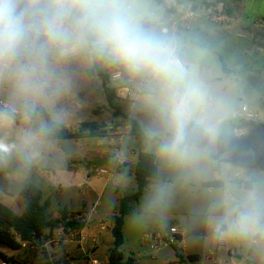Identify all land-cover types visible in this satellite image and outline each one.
<instances>
[{
	"label": "clouds",
	"instance_id": "9594fccd",
	"mask_svg": "<svg viewBox=\"0 0 264 264\" xmlns=\"http://www.w3.org/2000/svg\"><path fill=\"white\" fill-rule=\"evenodd\" d=\"M172 0H0V170L23 183L57 148L78 90L106 71L125 86L157 162L133 212L164 218L181 187L210 242L264 264V171L234 168L222 148L243 118L238 82L216 66Z\"/></svg>",
	"mask_w": 264,
	"mask_h": 264
},
{
	"label": "rangeland",
	"instance_id": "374dc122",
	"mask_svg": "<svg viewBox=\"0 0 264 264\" xmlns=\"http://www.w3.org/2000/svg\"><path fill=\"white\" fill-rule=\"evenodd\" d=\"M105 84L109 88H115L112 85L110 73L106 82L101 76L96 75L94 78L85 81L78 90H87L89 94L82 104L79 103L80 100L77 98L73 120L74 122L79 121L82 123L96 120L97 122L95 123H88L89 126L92 125L94 127L93 131H91L90 127H81L82 123L75 128L71 127L68 129L66 127L69 132L83 133L89 139L56 140V150L48 153L40 165L32 169L30 175L23 183H15L9 178L11 171H13L12 168L0 170V197L5 198L7 205L16 214L21 215L25 208L26 199L23 197L22 191L28 183H32L41 189L43 192L42 202H49L47 216L53 219L60 217V208L82 211L83 203L88 205L85 213H89L93 205L98 204L100 207L102 204L104 207H108V205L119 207L121 197L132 195L137 191V181L134 176L137 154L133 156L131 151L133 150L135 153L151 152L146 147L145 139L139 141L131 133L130 135L128 134L130 132L129 129L131 130L130 121L124 116H119L114 109L109 107L104 93ZM119 92L120 90H116V104L118 105L120 103L119 95L123 94L122 91V93ZM126 100L132 103L131 95ZM123 105L127 109H123V112L128 116H133L141 124L134 107L128 103H123ZM116 135L123 137L122 140L119 137H115L116 139L112 140ZM85 142L94 146L96 152L99 151L91 161L83 160L79 157L82 145ZM257 151L264 155V137H259ZM117 158L130 159L132 164L127 165L126 162L121 164ZM70 159L78 160L75 165L77 163L78 168L85 175L86 181L81 186L78 185L76 180H57V171H66V165L70 163ZM229 163L237 169L264 171L259 166L247 168L240 162ZM123 167L125 171L119 172L118 170ZM100 170H105L106 173H101ZM124 177L125 180H122ZM58 181L61 184L60 188L57 186ZM103 188L104 190L100 197L99 193ZM141 198L138 202L131 201L129 204L130 214L126 217L123 231L124 244L120 248L125 259L133 258L136 264H181V256L179 257V254L186 257V255L191 253H198L202 256V260L197 264H260V261L254 258L250 252L235 244H226L225 247L218 248L219 244L208 240L204 227L197 224L195 209L202 203V192L198 186L191 185L179 188L164 218L151 222H136L133 220V212L137 209ZM76 218L77 213H74L73 219L81 222V219ZM172 227L185 231L183 243L173 246H164L163 244L157 246L158 244L145 239V235H155L159 238L165 237L170 234ZM94 228L95 224L90 225L86 234ZM59 231L67 235L78 233L81 230L73 231L70 228L65 230L59 228ZM54 232L56 233H50L49 230H46L40 239L33 238L28 243H22V257L16 259L18 261L10 258L4 261L7 264H45L46 261L51 264H88L89 261L91 264L93 260H97L99 264H108V256L111 247H113L111 242L112 235H96L98 246L96 250L91 251V253H83L74 242L71 244L69 242V245L61 247L64 236L63 234L58 235L57 230ZM86 236L87 245L85 248L88 250L93 248V244L92 237ZM69 249L71 251L66 254V250ZM0 250H3L8 255L14 254L10 248L4 245H0ZM230 253L231 255H229ZM87 257L89 258L87 259ZM186 264L195 263L187 261Z\"/></svg>",
	"mask_w": 264,
	"mask_h": 264
},
{
	"label": "crops",
	"instance_id": "0c3cea01",
	"mask_svg": "<svg viewBox=\"0 0 264 264\" xmlns=\"http://www.w3.org/2000/svg\"><path fill=\"white\" fill-rule=\"evenodd\" d=\"M175 1L176 0L172 1L173 5ZM187 1L188 0H180V2L183 3H186ZM226 5H227V14L229 18L228 24L220 25L209 21L201 20L195 22L190 28L199 32L200 35L203 37L204 41L210 47L216 66L222 69L225 74L229 75L231 79H234L238 82V86H239L238 95L240 97V107L246 105L248 106V108H250L253 112L257 114V121L259 125L258 130L259 133L261 134V138H263L264 137V0H226ZM88 94L89 92L87 90L78 91L77 98H79L80 104L84 102L86 97H88ZM119 102L122 111L123 109L127 110L126 107L123 105V103H128L129 105L133 106V100L131 103L130 101L121 98V96L119 97ZM131 118L139 123V121L134 119L133 116H131ZM73 119L74 116L72 117L71 122L66 126L68 129H70L71 127L75 128L78 124L82 123L79 121L74 122ZM91 122L95 123L97 121L95 120ZM139 125L142 129L140 123ZM236 125L237 123L235 124V126ZM128 134L130 135V132ZM115 137H119L120 140H122L123 138L116 135L113 137L112 140H115L116 139ZM86 139H89V137L84 136L82 138L73 139V140H86ZM98 152H96L94 146H92L88 142L87 143L85 142V144L82 145V151L79 157L83 160L91 161ZM131 154L133 156L137 154V159H138V153H135V151L132 150ZM250 154H252L253 156L254 152H250ZM77 161L74 159H70V163L66 165L67 166L66 171L58 170L56 173V176L58 178L57 180L59 179H63V180L68 179L69 181L76 180L79 186L83 185L84 181H86V178L85 175L83 174V171L78 168V164L76 163L75 165V162ZM119 162L121 164L126 162L127 165L132 164V161L126 158L119 159ZM247 168H253V167H247ZM118 171L122 173L123 171H125V168L123 167ZM122 180H125V177L122 178ZM152 180H150V182ZM57 186L59 188L61 187L59 181L57 182ZM103 190L104 188L99 193L100 197L102 195ZM124 197H121L120 200ZM120 200H119V206H120ZM0 201L9 207V205H7V203L5 202L4 197L1 196ZM109 206L111 205H108V207H104L103 204L101 205V207L99 204L93 205L91 211L89 213L86 212L87 214L85 213V209L88 208V205L86 203L82 204L81 207L82 211H71L66 208L70 213H77V218L81 219V222H83L85 226L78 233L75 234L71 233L67 235L64 234L63 232H60L59 229H55L54 231L57 230L58 235L63 234L64 236L61 247L67 244L69 245V242L70 244L74 242L77 244L78 248H80L81 251H83V253L84 252L91 253V251L96 250V248L98 247L96 241L97 238L96 235L97 236L98 235L100 236L101 234L112 235L111 230L114 226L115 217L119 215V207L116 206L109 207ZM93 224H95V228L86 234V231L87 229H89V226ZM54 231L53 233H56ZM123 231H124V227H123ZM75 235L77 236L76 238ZM86 235L92 237V244H93V248H89L88 250H86L85 248V246L87 245ZM113 241L114 239L112 236L111 238L112 244ZM183 242L184 239H182L181 243ZM108 246L110 245L108 244ZM225 246L226 244H219L218 248L220 247L222 248ZM22 250L23 249L12 250V253H14L12 255L6 254L3 250H0V253L6 256L7 258L18 261L16 259L22 257L21 254ZM70 251H71L70 249L66 250V254ZM179 255L181 256L180 257L181 264H186L187 261H190L188 259V256L190 255L200 256L197 261H190L192 263L197 264L200 263L202 260V256L198 253H191L189 255H186V257L182 254ZM229 255H231V253ZM88 258L89 257H87V259ZM0 259L2 258L0 257ZM45 264H51V263L46 261ZM88 264H90L89 261ZM91 264H99V262L97 260H93Z\"/></svg>",
	"mask_w": 264,
	"mask_h": 264
},
{
	"label": "trees",
	"instance_id": "16d2710c",
	"mask_svg": "<svg viewBox=\"0 0 264 264\" xmlns=\"http://www.w3.org/2000/svg\"><path fill=\"white\" fill-rule=\"evenodd\" d=\"M180 3L176 0L174 4ZM106 82L109 78V73L105 71L98 72ZM104 93L109 107L114 109L119 116H124L130 121V133L139 141L144 140L142 129L139 123L125 114L120 106L116 104L117 94L115 88H109L104 85ZM81 127H90L93 131L94 127L88 123H82ZM84 137L83 133H71L66 127H63L59 132L56 140L63 139H79ZM258 138L253 135H248L240 139L229 137L223 145L222 152L228 162H243L246 167L259 166L264 168V155L257 151ZM250 152H254L253 156ZM134 176L137 181V191L120 200L119 215L115 217L114 226L111 230L113 236V247L108 256V264H136L135 259H125L120 251L124 244L123 227L125 219L130 213L129 204L131 201H139L142 197L145 188L150 180L157 177V162L153 154L147 152H139L138 159L134 169ZM23 197L26 199L25 208L21 215L16 214L10 207L0 201V245H4L12 250H21L22 243L30 242L33 238L40 239L46 230L50 233L55 229L67 228L73 231H79L84 228L83 222L73 220L74 213H70L66 208L59 209V218H49L47 209L49 202L43 200V192L36 185L28 183L22 191ZM180 257V255H178ZM3 260L7 257L0 253ZM199 255H190V261H197Z\"/></svg>",
	"mask_w": 264,
	"mask_h": 264
},
{
	"label": "built area",
	"instance_id": "2783aa9c",
	"mask_svg": "<svg viewBox=\"0 0 264 264\" xmlns=\"http://www.w3.org/2000/svg\"><path fill=\"white\" fill-rule=\"evenodd\" d=\"M171 11L176 14L177 19L180 20L187 28H190L195 22L201 20L220 25H226L229 23L226 0H188L187 3L180 2L178 4H174ZM111 80L113 87H115L116 90H120L119 93L123 92L120 96L127 99L130 96L129 92L121 90L125 86L114 81L112 75ZM241 109L243 118L236 122L237 125L232 129L231 136L235 139H240L248 135H253L256 138L261 137L258 130L259 125L257 121V114L246 105L242 106ZM100 172L106 173L105 170H100ZM184 234V231L172 227L170 229V234L165 237L159 238L155 235H145V239L150 242H154V244H158L157 246H160L161 244L164 246H173L177 244L179 245L182 242ZM0 264L7 263L0 259Z\"/></svg>",
	"mask_w": 264,
	"mask_h": 264
}]
</instances>
